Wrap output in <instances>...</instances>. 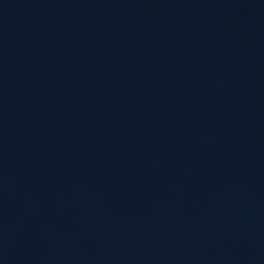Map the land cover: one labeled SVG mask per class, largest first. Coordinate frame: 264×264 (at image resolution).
<instances>
[{"label":"water","instance_id":"water-1","mask_svg":"<svg viewBox=\"0 0 264 264\" xmlns=\"http://www.w3.org/2000/svg\"><path fill=\"white\" fill-rule=\"evenodd\" d=\"M0 264H264V0H0Z\"/></svg>","mask_w":264,"mask_h":264}]
</instances>
